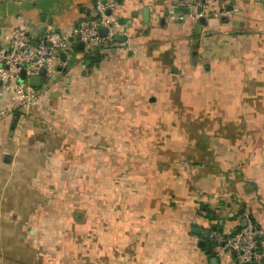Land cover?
<instances>
[{"label": "crops", "instance_id": "0c3cea01", "mask_svg": "<svg viewBox=\"0 0 264 264\" xmlns=\"http://www.w3.org/2000/svg\"><path fill=\"white\" fill-rule=\"evenodd\" d=\"M190 1L116 0L115 44L89 64L78 41L47 99L0 121V171L42 153L34 170L59 174L34 201L49 211L16 216L34 264H234L210 236L245 221L264 264V0H207L195 19ZM94 2L0 0V37L71 33Z\"/></svg>", "mask_w": 264, "mask_h": 264}, {"label": "built area", "instance_id": "2783aa9c", "mask_svg": "<svg viewBox=\"0 0 264 264\" xmlns=\"http://www.w3.org/2000/svg\"><path fill=\"white\" fill-rule=\"evenodd\" d=\"M205 1L188 2L190 9L193 8L189 13L191 18L202 15L199 6ZM115 3L116 0H95L94 15L79 20L71 33L45 27L35 37L25 27H17L11 31L8 39L0 37V121L12 115L17 108L29 109L47 99L46 91L52 83V76L56 75L59 66L66 65L78 41L83 44L84 57L95 56L100 43L115 44L111 16ZM101 27L107 29L105 36L100 34ZM76 35L80 36L78 40ZM42 70H45V75H42ZM22 72L25 79L20 80ZM31 76L41 77L40 87L29 84ZM260 233V229L248 221L237 231H215L210 237L216 256L230 253L234 264H261Z\"/></svg>", "mask_w": 264, "mask_h": 264}, {"label": "rangeland", "instance_id": "374dc122", "mask_svg": "<svg viewBox=\"0 0 264 264\" xmlns=\"http://www.w3.org/2000/svg\"><path fill=\"white\" fill-rule=\"evenodd\" d=\"M44 79L46 80V77ZM20 80L23 79L20 78ZM4 146L5 137H0V147ZM21 158L23 161L21 162V169L17 173V178L12 177L15 175V172L0 171V264L35 263L28 253V242L29 240L33 242V240L40 239L38 236L34 238L29 229L21 230L23 234H20V225L17 226L18 223L20 224V219L18 220L16 216L22 217L25 213L28 214V212L34 211L38 214L40 211H49L54 206L35 202L45 195L44 188L40 187L41 179L49 175L53 179H58L59 174L54 171L42 172L34 170L40 163L46 160V157L42 153L32 157L31 164L29 163V157L23 156ZM3 159L4 157H1L0 161L2 162ZM34 177L36 181H34L33 185L31 180ZM36 222L38 225L43 224L42 220H36ZM22 227L24 226L22 225ZM37 229L39 230L38 232L41 231V228L37 227Z\"/></svg>", "mask_w": 264, "mask_h": 264}, {"label": "water", "instance_id": "95a60500", "mask_svg": "<svg viewBox=\"0 0 264 264\" xmlns=\"http://www.w3.org/2000/svg\"><path fill=\"white\" fill-rule=\"evenodd\" d=\"M180 11L188 12V11H189V8L184 7V8H181ZM88 13H90V11H89ZM43 18L45 19V16H44ZM100 34L103 35V36H105V35L107 34V29H106L105 27H101V29H100ZM76 38L79 39L80 36L77 35ZM116 38L119 39V38H120V35H116ZM102 46H103V43H100V44L97 46V48H100V47H102ZM78 47H79V48H82V47H83L82 42H79V43H78ZM97 56H98V53H97ZM63 58H64V55H63ZM58 69L60 70V68H58ZM42 75H45V70H42ZM21 78H22V79H25V73H24V72L21 73ZM52 79H56V76H53ZM28 82H29V84H31L32 86L40 87V86H41V83H42V79H41L40 76H31V77H29ZM4 161H6V162H8V163L11 162V161H12V159H11V155H10V154H7V155L5 156V158H4ZM244 220H245V219H244ZM245 225H246V221L242 224V226H245ZM213 230H217V226H215V227L213 228ZM237 230H238V229H237ZM237 230H236V231H237ZM32 231H33V230H32ZM197 232L200 233L201 231H200V230H197ZM209 232H210V231L208 230L206 233H209ZM200 245H202V246L205 245V240H201V241H200ZM212 251H213V248H212L211 246L208 247V252L211 253ZM211 263H212V264H217V258H216V257H212V259H211ZM254 264H256V263H254Z\"/></svg>", "mask_w": 264, "mask_h": 264}, {"label": "trees", "instance_id": "16d2710c", "mask_svg": "<svg viewBox=\"0 0 264 264\" xmlns=\"http://www.w3.org/2000/svg\"><path fill=\"white\" fill-rule=\"evenodd\" d=\"M87 60L89 59V64H93V63H95L96 62V56H88L87 58H86ZM208 244L210 245L211 244V241H208ZM209 255V257H212L213 256V254H208Z\"/></svg>", "mask_w": 264, "mask_h": 264}]
</instances>
